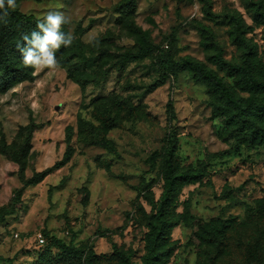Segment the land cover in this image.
Here are the masks:
<instances>
[{
    "label": "rangeland",
    "instance_id": "rangeland-1",
    "mask_svg": "<svg viewBox=\"0 0 264 264\" xmlns=\"http://www.w3.org/2000/svg\"><path fill=\"white\" fill-rule=\"evenodd\" d=\"M121 1L21 0L19 4L21 11L40 19L48 11L63 12L68 33L79 34L88 53L97 57L95 75L99 78L105 69L107 75L80 87L57 66L34 70L32 81L0 93V138L7 145L16 146L20 126L30 119L35 123L26 177L62 157L67 127L73 148L66 164L23 190L15 213L0 223V256L27 264L31 257L26 252L37 249L35 235L47 232L66 241L73 236L77 246L92 245L98 264H121L112 242L117 249L131 250L133 260L139 262L147 230L144 214L151 212L144 194L157 200L161 192V153L169 123L177 136L179 165H204L207 176L183 187L178 196L176 212L189 211L195 218L171 229L169 237L176 248L167 264H264V143L237 140L222 117L212 116L205 86L187 72L153 86L159 49L174 57L190 55L206 61L202 42L209 33L227 60L240 63L247 55L254 74L264 77V24L252 20L243 0H134L133 13L120 19L115 8ZM208 7L212 14L205 13ZM235 13L243 24L246 45L233 41L229 15ZM135 28L158 49L118 68V55L137 44ZM111 92L130 97L136 107L132 119L107 131L116 156L77 136L78 118L97 124L92 100ZM169 101L173 117L167 114ZM20 185L17 165L0 153V208ZM137 187L143 193L138 194ZM217 219L228 224L222 249L202 244L194 235L198 222ZM254 243L258 248L249 256L245 246ZM56 264L83 263L75 259Z\"/></svg>",
    "mask_w": 264,
    "mask_h": 264
},
{
    "label": "trees",
    "instance_id": "trees-1",
    "mask_svg": "<svg viewBox=\"0 0 264 264\" xmlns=\"http://www.w3.org/2000/svg\"><path fill=\"white\" fill-rule=\"evenodd\" d=\"M205 1V0H202ZM16 0V8L8 9L7 23L0 21V93H4L15 85L32 81L35 77L34 69L23 64L21 53L17 45H23L22 37L32 31L38 30L36 25L40 18L31 13L21 11ZM245 8L251 14L252 20L258 24H264V0H243ZM120 13V19L131 15L135 9L134 0H123L115 8ZM205 13L212 14L210 8ZM232 23L233 41L237 45H246L243 34V24L238 14H230ZM80 29V25L77 26ZM61 30L68 33L65 24ZM82 29L79 32L82 33ZM138 41L134 49H127L118 55L116 66L122 67L129 62H135L152 54L158 46L150 41L141 29L135 28ZM210 32V31H209ZM77 34V33H76ZM206 61H201L190 55L174 57L169 51L159 49L155 63L158 78L153 86L163 84L170 76L187 72L190 79L205 86L208 94V105L213 117H222L226 127L240 141H246L249 145L264 143V77L254 74L252 63L247 55L240 63L227 60L223 56V50L218 42L209 33L207 40L202 42ZM58 66L65 69L67 78H70L80 87L95 83L104 79L107 75L105 69L100 77L95 75L97 57L88 53L79 34L74 37L70 47H61L56 52ZM209 63V64H208ZM152 86V87H153ZM151 87V88H152ZM239 92L249 94L243 97ZM92 117L97 121L79 117L78 138L85 144L96 145L107 152L118 155L115 145L107 138V131L119 125L124 119H132L136 114V107L130 97L111 92L106 96H98L92 100ZM167 114L173 117L174 111L171 102H167ZM35 128L33 120L18 128L16 133V146L10 147L0 138V153L6 155L17 165V175L21 185L12 190L10 201L0 208V223L6 216L15 213L21 201L23 190L28 186H34L41 182L50 172L66 164L72 154L70 145L71 128H66L64 140L66 143L62 157L51 166L42 170H34L31 175L25 176L27 157L31 149V138ZM177 136L169 123L166 125L164 134V146L161 153L162 188L157 200L149 194H144L151 205V212L145 215L144 253L139 262L133 260L131 250L117 249L115 243H111L113 254L120 260L121 264H167L176 248V244L170 240L171 229L185 221L191 224L195 216L186 211L177 213V200L183 187L201 182L207 175L204 165L183 168L179 165L176 153ZM156 152L152 153V157ZM137 193H143L144 189L136 188ZM50 196V190L48 197ZM228 224L220 219L207 222H198L194 235L202 244H212L222 249L228 232ZM44 242L35 250L26 252L30 256L27 264H56L59 261L72 262L79 259L83 264H98L99 255L93 246H77L74 244L73 236L66 241L53 234L44 232ZM258 246L247 244L246 252L252 256ZM0 261L14 263L10 258L0 256ZM211 264V263H206ZM249 264V263H247Z\"/></svg>",
    "mask_w": 264,
    "mask_h": 264
},
{
    "label": "clouds",
    "instance_id": "clouds-1",
    "mask_svg": "<svg viewBox=\"0 0 264 264\" xmlns=\"http://www.w3.org/2000/svg\"><path fill=\"white\" fill-rule=\"evenodd\" d=\"M16 8V0H0V21L7 23L8 9ZM66 18L61 11H48L37 22L36 31L22 37L23 45L18 44L23 64L39 72L44 69H55L58 66L56 52L63 47H70L74 36L71 32L61 30L66 23Z\"/></svg>",
    "mask_w": 264,
    "mask_h": 264
},
{
    "label": "built area",
    "instance_id": "built-area-1",
    "mask_svg": "<svg viewBox=\"0 0 264 264\" xmlns=\"http://www.w3.org/2000/svg\"><path fill=\"white\" fill-rule=\"evenodd\" d=\"M35 240H36L37 246H40L41 244H43V242H44V236L41 234V232H38L35 235Z\"/></svg>",
    "mask_w": 264,
    "mask_h": 264
}]
</instances>
